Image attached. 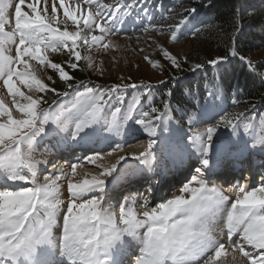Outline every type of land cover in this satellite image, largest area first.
<instances>
[{
	"label": "snow or ice",
	"instance_id": "snow-or-ice-1",
	"mask_svg": "<svg viewBox=\"0 0 264 264\" xmlns=\"http://www.w3.org/2000/svg\"><path fill=\"white\" fill-rule=\"evenodd\" d=\"M137 2L82 0L86 6L82 8L77 0H73L74 7L65 0L59 4L57 0H31L27 4L26 0H0V81L11 97L10 107L0 95V264H226L222 257H231L233 262L239 258L241 264H264V175L258 186L250 188L237 179L232 185L234 199L211 179L218 162L234 147L264 155V113L256 122L255 104L251 109L228 112L216 103L217 92L210 91L196 111L184 110L185 130L178 122L175 127L171 123L172 89L157 106L151 85L133 83L107 89L83 83L74 86V77L49 59V52L66 50L70 68L76 69V62L82 59L87 67H93V57L82 56L80 49L91 51L95 47L106 52L117 47L110 39L105 43V38L117 35L118 25L133 15ZM25 5L28 11L23 10ZM58 7L66 19L58 18ZM143 11L147 13L146 8ZM196 11L194 7L186 9L187 14L169 26L171 41L178 39L181 28ZM241 20L237 10L228 54L207 61L214 68L227 63L229 55L237 56ZM68 21L73 30H69ZM150 29L163 31L155 25L143 31ZM95 30L100 34L93 35ZM157 47L172 67L183 70L176 56L161 45ZM144 59L154 68L160 66L158 60ZM32 61L58 73L65 88L72 89L71 94L50 87L37 75ZM246 63L257 73L251 60ZM202 67L204 64L196 63L189 71ZM258 75L264 82V72ZM47 79L56 83L52 76ZM129 88L138 91L126 100ZM49 93L71 98L59 103L53 99L49 104ZM45 104L49 106L43 107ZM109 104L114 110L106 114ZM203 124L208 125L203 131L196 128ZM104 127L113 136L142 132L148 138L147 146L137 154L125 152V144L114 142L104 155L89 150L91 154L80 162H65L58 169L53 164L54 171L43 174L50 161L36 158L40 148L47 151L51 141L69 140L83 146ZM116 152L125 154L114 162L98 163ZM162 153L181 161L184 155L196 157L199 166L179 188V195L155 207H149L144 197L141 212L136 210L135 199L125 197L118 205L113 203L116 198L110 189L120 179L124 164L131 159L138 162L141 172H151ZM85 162L98 170L78 173ZM147 191L151 193L152 188ZM217 229L226 239H217Z\"/></svg>",
	"mask_w": 264,
	"mask_h": 264
},
{
	"label": "rangeland",
	"instance_id": "rangeland-1",
	"mask_svg": "<svg viewBox=\"0 0 264 264\" xmlns=\"http://www.w3.org/2000/svg\"><path fill=\"white\" fill-rule=\"evenodd\" d=\"M31 2V0H26V4ZM66 3H68L70 6L74 7L73 0H65ZM77 2H81L82 0H77ZM102 2H108L112 3L113 0H102ZM120 2L128 3L130 0H120ZM57 4H59V0H57ZM141 5V6H140ZM42 6V5H41ZM174 6H176L175 3H171L168 0H138L136 7L133 10V15L126 18L125 22L122 25H118L119 31L117 35L115 36H108L105 38V43L108 42V40H112L114 44L117 45L115 48H110L108 51H97L95 47L91 49V51H88L86 47L81 48L82 56L83 55H91L93 57V67L89 68L87 67V62L85 60H81L79 62H76L74 57L72 58L73 62L77 63V68L72 69L69 67L67 61L69 60V54L66 50L62 52L52 53L49 52L48 56L49 59L53 63H60L62 67L69 73V75L73 76L74 79L71 81V83L75 86L77 84L83 83L88 86H97L99 85L103 89H107L108 87H111L112 85H123V84H137V85H151L152 88H163L161 86L163 83H166L167 86H170L171 83L174 82L175 78L169 79V77H177V69L172 67L170 62L165 59L160 52L157 45H161L164 48H166L172 55L176 56L177 59L183 63L186 54L188 51L194 46L195 43V33L194 29L197 26L191 25V21L188 25L181 28V34L178 35V39L176 41H171V33L168 31L169 26L173 25L172 22L169 23L168 19L172 16L171 12H168V7L172 8V11L174 10ZM86 7L82 4V8ZM23 10L28 11L26 5L22 6ZM147 9V13L143 11V9ZM264 13V3H261L259 9H254L253 11H247L244 13H241L242 20L241 24L243 27H246L248 23L253 19L252 17H260ZM58 18L61 20L66 19L63 16V9H60L58 7ZM202 20H205V18H202ZM247 21V22H246ZM14 22V21H13ZM150 25H155L157 27H161L163 29L162 32H155L151 29L146 33L143 31L145 27H148ZM61 28H63V25H60ZM68 27L69 30H73L74 26L72 25L71 21H68ZM210 32H213L215 30V25H210L208 27ZM93 35H99V30H95ZM212 35V34H211ZM211 41H213L215 38L211 37ZM14 54V50H13ZM145 56H148L152 60H158L160 63L159 67H152V65L144 59ZM264 59V45L261 48L260 51L256 52L253 55L252 60L254 61H260ZM34 67L37 68V75L43 79L46 83L49 84L50 87H55L57 91L63 92L65 90L69 91L71 94L72 89H66L63 82L59 80V75L51 68L43 69L40 68L37 65V62L32 61L31 62ZM203 69V68H202ZM200 70V69H199ZM85 71V74L83 72ZM52 76V79L56 81L55 84L52 83V81L48 80L47 77ZM178 80V79H177ZM176 81V80H175ZM21 87L22 91H27L22 85H19ZM82 90V88H81ZM141 91L143 89H140ZM137 89L129 88L125 92V98L130 99L133 94L137 93ZM208 91H215L217 92L218 99L216 100V103L220 105L223 109L226 110L228 107L229 101L224 98L222 95L221 90L216 91L213 87H209ZM208 92V93H209ZM0 95L3 96L6 103L9 104L11 107V97L7 95V89L3 87V82L0 81ZM40 95H44L43 93H40ZM208 95V94H207ZM71 98L69 97H57L53 94L49 93L46 96V99L49 101V104H51V101L55 99L57 103L61 101H67ZM153 103L155 102L159 103V106L161 105L162 98L159 97L158 99H154V96L152 95ZM146 104L147 101H144ZM203 103H197L196 107L192 108L189 112L196 111ZM48 104L43 105V107H48ZM55 107V105H53ZM257 109L255 108L253 111L256 116V122H258V116L260 113H264V111L260 112L257 115ZM114 109L112 108L111 104L107 105L105 107V113L110 114L111 111ZM14 115H19L15 112V109H13ZM181 111H173V120H172V126L175 127L177 122L184 127L185 130L188 128V122L187 117L183 116V119L181 120L178 115H180ZM214 122V121H213ZM208 125H197L196 128L200 131H203ZM138 127V126H136ZM224 132H221L223 134ZM112 137V139L121 140V144H125V152H136L137 154L141 151H144V149L147 146L148 138L146 134L142 132H136L135 135H130L125 132V134L121 136H113V134L109 133L107 131V128L104 127L101 129L100 133L93 138H91L92 142L94 143V146L97 148V145H100L103 143L104 137ZM124 138V141L122 140ZM111 139V140H112ZM128 139V140H126ZM58 144L61 146L64 144H68V147H74V143L72 141H68L67 143L61 142L56 143L55 141L50 142V146L47 151H45L44 148H40L39 152L37 154V159H50V163L57 164L58 161H55L53 158V161H51L52 158V152L56 150L58 147ZM76 145V144H75ZM102 145V144H101ZM100 145V146H101ZM127 145H132L133 147H127ZM76 149H79V146H75ZM75 147L73 149H75ZM242 146H237L232 148L226 155H228L230 152L235 153L237 149H241ZM96 151H99V149H95ZM101 155H104L106 151H111L112 148L109 149H100ZM125 152H116L113 156H105L103 161H98V163H111L114 162L116 157L119 155H124ZM41 153L43 155H41ZM91 154V153H89ZM184 157H188V155H184ZM195 157V156H193ZM171 159L167 155V153H162L160 160H168ZM82 160V159H81ZM56 162V163H54ZM79 161H74L71 163H78ZM50 163L46 166L47 169H49ZM69 163V165L71 164ZM159 163V161L157 162ZM138 164L137 161H133L129 159L128 162L124 164V168L121 170V177L123 178L126 173L133 174L136 171H140L139 168L136 167ZM53 168V166H51ZM98 169H96L95 165L88 164L87 162L84 163L83 168H78V173L83 172H90L94 173ZM54 169H51V171H45L44 175L52 173ZM79 178V177H77ZM43 180V175L41 176V181ZM124 180V179H123ZM188 180H186L184 183H186ZM183 183V184H184ZM259 185V184H258ZM257 183L255 186H258ZM254 186V184L251 185V187ZM65 191L64 195L66 196L65 200H67V192H66V182L64 184ZM181 188V186H178ZM178 188V189H179ZM177 189V190H178ZM176 190V191H177ZM226 195L231 196L233 199L234 197V190L232 192L225 193ZM174 195H179L174 194ZM172 197V196H171ZM141 204V203H140ZM140 204H136L137 209H142L140 207ZM140 211V210H139ZM141 212V211H140ZM219 230L215 232L216 237H220L221 239H225V237H221L218 234Z\"/></svg>",
	"mask_w": 264,
	"mask_h": 264
},
{
	"label": "trees",
	"instance_id": "trees-1",
	"mask_svg": "<svg viewBox=\"0 0 264 264\" xmlns=\"http://www.w3.org/2000/svg\"><path fill=\"white\" fill-rule=\"evenodd\" d=\"M175 3L174 10L168 7V12L172 13L168 22L173 25L186 15V9L196 8L197 11L190 17L191 25H196L194 29L195 43L186 54L182 71L177 70V77L170 86L163 83V88L151 89L154 99L163 98L168 89H172V108L181 113L178 117L184 116V110H191L197 103H203L208 94V88L213 87L216 91L221 90L222 95L229 101L227 111H243L246 107L251 109L255 104L259 107V113L264 111V82L259 77V72H264V59L260 61L252 60L253 55L260 51L264 45V13L260 17L253 19L236 37L237 56L231 57L227 63L214 68L207 61L228 54L231 42L229 37L235 31L234 22L237 10L241 13L259 9L264 0H168ZM205 18V20H202ZM247 22V21H246ZM215 25V30L210 32L208 27ZM212 34V35H211ZM211 37L215 38L211 41ZM246 58L242 61L239 57ZM251 60L257 68V73H253L247 66L246 61ZM196 63L204 64L200 70L189 71L190 67ZM85 74V71L83 72ZM178 79V80H177ZM176 80V81H175ZM155 105L159 106L158 102ZM255 110V109H254ZM253 110V111H254ZM258 113V114H259ZM219 118V117H218ZM221 132H224L221 129Z\"/></svg>",
	"mask_w": 264,
	"mask_h": 264
},
{
	"label": "bare ground",
	"instance_id": "bare-ground-1",
	"mask_svg": "<svg viewBox=\"0 0 264 264\" xmlns=\"http://www.w3.org/2000/svg\"><path fill=\"white\" fill-rule=\"evenodd\" d=\"M117 140V139H116ZM116 140H114V139H110V140H103V143H102V145L101 146H97V148L94 146V143L93 142H91L90 140L89 141H87L86 143H84L83 144V146H81V147H79V149H73V148H71V147H67V149L68 150H64V151H67V154H65V156H68L69 154L72 156V155H77V156H81L82 155V157L81 158H83L86 154H88V153H90V151L89 150H94V148L95 149H99V152L101 153V150L100 149H109V148H113L114 146H115V141ZM123 141H124V138L122 139ZM126 140H128V139H126ZM118 142H121V140H117ZM74 152H77V153H74ZM243 154V153H242ZM245 154H247V152H245ZM38 155L39 154H36V158H38ZM65 156H63V157H65ZM226 158H227V155H225L219 162H218V164H217V166L215 167V170L217 169V168H219V167H222L223 166V163L225 162V160H226ZM49 161H50V159H49ZM51 161H53V157L51 158ZM55 161H58L57 162V164H55L56 166H57V169L59 168V166L60 165H63L64 164V162L63 161H61V159H59V160H56L55 159ZM180 162L182 163L183 162V160L181 161H178V163L180 164ZM52 163V162H51ZM51 163H50V165H51ZM54 163H56V162H54ZM50 165H49V169H47L46 168V172L47 171H51V169H53V168H51L50 167ZM178 165V164H177ZM53 166V165H52ZM44 174V173H43ZM42 176V175H41ZM238 180L239 181H241L239 178H238ZM118 183V182H117ZM180 186L182 187L183 186V184L181 183L180 184ZM179 190V189H178ZM178 190L177 191H174V193H173V195L174 194H178ZM229 194V193H228ZM172 195V196H173ZM64 198H66V196L64 195ZM171 198V197H170ZM138 202V201H137ZM140 202V201H139ZM141 202H143V201H141ZM156 203V202H155ZM118 205V204H117ZM149 207H154V204L153 205H151V204H149ZM137 210V212H140V211H143V209H136ZM140 210V211H139ZM117 211H118V207H117ZM217 230H219V229H217ZM216 230V231H217ZM215 234V233H214ZM217 239H221L220 237H217ZM225 239H226V236H225ZM234 239H236V237H234ZM221 240H223V239H221ZM247 250V249H246ZM222 260H226V264H241V262H240V259L238 258L237 259V261H235V262H233L232 260H231V257H222L221 258Z\"/></svg>",
	"mask_w": 264,
	"mask_h": 264
}]
</instances>
